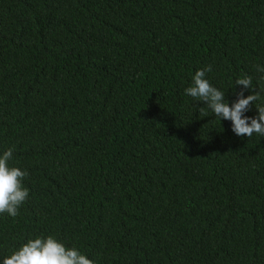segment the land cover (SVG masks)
I'll list each match as a JSON object with an SVG mask.
<instances>
[{
    "label": "trees",
    "instance_id": "obj_1",
    "mask_svg": "<svg viewBox=\"0 0 264 264\" xmlns=\"http://www.w3.org/2000/svg\"><path fill=\"white\" fill-rule=\"evenodd\" d=\"M208 65L264 106V0H0V155L29 189L0 264L49 235L94 264H264V137L185 95Z\"/></svg>",
    "mask_w": 264,
    "mask_h": 264
},
{
    "label": "clouds",
    "instance_id": "obj_2",
    "mask_svg": "<svg viewBox=\"0 0 264 264\" xmlns=\"http://www.w3.org/2000/svg\"><path fill=\"white\" fill-rule=\"evenodd\" d=\"M255 67L258 72L264 73V67L260 65ZM212 71L211 65L196 71L192 77L191 86L184 90L185 95L190 96L194 101L203 102L220 120H230L235 135L251 138L255 133L264 137V106L256 103L261 99V90L256 91V88L253 87L252 77L244 74L235 81V85L243 87L236 94V101L229 106L225 99V93L206 79V73ZM245 90H252L253 94L245 97ZM253 104L258 115L255 117L246 116L245 113ZM201 111L203 112V108ZM203 114L207 115L206 112ZM12 157V148L0 155V214L7 213L11 217H16L20 206L29 197V189L22 184L28 173L18 167H10L9 161ZM3 264H94V261L77 248H68L49 235L28 239L18 250L5 257Z\"/></svg>",
    "mask_w": 264,
    "mask_h": 264
}]
</instances>
